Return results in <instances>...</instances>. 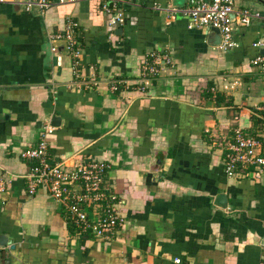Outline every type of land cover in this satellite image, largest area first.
<instances>
[{
    "label": "crops",
    "instance_id": "obj_1",
    "mask_svg": "<svg viewBox=\"0 0 264 264\" xmlns=\"http://www.w3.org/2000/svg\"><path fill=\"white\" fill-rule=\"evenodd\" d=\"M110 1L43 13L0 3V264H264V171L255 179L224 169L235 127L264 142V72L251 62L263 51L251 43L264 0H235L262 17L236 27L226 51L219 34L167 10L186 0H116L125 20L113 30L102 8ZM70 23L76 72L63 37ZM165 48L173 65L141 89L148 53ZM52 117L49 162L109 164L105 185L124 223L108 239L80 232L45 190L28 193L33 160L20 152Z\"/></svg>",
    "mask_w": 264,
    "mask_h": 264
},
{
    "label": "built area",
    "instance_id": "obj_2",
    "mask_svg": "<svg viewBox=\"0 0 264 264\" xmlns=\"http://www.w3.org/2000/svg\"><path fill=\"white\" fill-rule=\"evenodd\" d=\"M73 1L75 0H0V3H12L25 11L37 9L43 13L54 3ZM151 7L155 10L162 9L156 3H152ZM102 8L108 15V25L112 30L124 22V11L116 0L103 3ZM167 10L180 12L186 16L189 29L203 28L209 32L212 31L211 28H217L220 35L217 46L223 51L237 45L234 38L236 27H247L252 19L262 17L258 11L237 6L235 0H186V5L183 7L171 6ZM75 25V23L68 24L64 29L63 37L76 72L80 49L75 37ZM251 46L257 50L263 48L261 53L258 52L252 57L251 62L264 72V27L261 36L253 40ZM167 65H173L170 49L150 51L142 64L138 83L140 88L148 87L152 78ZM234 85L235 82L229 87L233 88ZM80 86L81 82H77V88ZM227 87L228 85H225L224 89ZM112 89H117L116 82L113 83ZM54 129L52 124L44 123L36 145L20 152L22 158L33 160L25 175L28 193L32 195L39 189L45 190L66 207L80 232L108 239L115 228L124 223V217L118 210L121 202L119 195L105 185L109 164L105 161L89 159L67 168L61 163L49 162L46 135L52 133ZM224 169L228 176L250 174L255 179L260 178L264 171V142L258 136L245 132L242 127H235L233 137L225 146ZM2 185L0 182L1 188ZM179 260L175 258L176 262Z\"/></svg>",
    "mask_w": 264,
    "mask_h": 264
},
{
    "label": "water",
    "instance_id": "obj_3",
    "mask_svg": "<svg viewBox=\"0 0 264 264\" xmlns=\"http://www.w3.org/2000/svg\"><path fill=\"white\" fill-rule=\"evenodd\" d=\"M211 30L217 34H219V30L217 28H211ZM56 117H52V125L55 126L56 123H55V120ZM225 201H226V196L224 194H218V196L216 197V202L220 205H224L225 204Z\"/></svg>",
    "mask_w": 264,
    "mask_h": 264
}]
</instances>
